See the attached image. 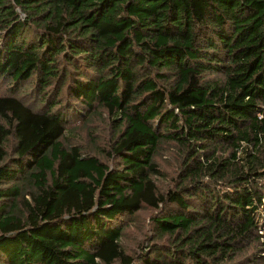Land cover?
I'll return each mask as SVG.
<instances>
[{"label":"trees","instance_id":"trees-1","mask_svg":"<svg viewBox=\"0 0 264 264\" xmlns=\"http://www.w3.org/2000/svg\"><path fill=\"white\" fill-rule=\"evenodd\" d=\"M263 214L264 0H0V264H264Z\"/></svg>","mask_w":264,"mask_h":264},{"label":"rangeland","instance_id":"rangeland-1","mask_svg":"<svg viewBox=\"0 0 264 264\" xmlns=\"http://www.w3.org/2000/svg\"><path fill=\"white\" fill-rule=\"evenodd\" d=\"M103 117L104 118L100 117L101 119L93 120V124L89 126L90 130L87 129V125H84L81 120L73 122L70 127L74 128L67 132L66 141L71 145H81L84 148H90L92 150H96L94 145L105 147L112 131L111 124H109L105 116ZM6 147L8 150H11L12 140L8 141ZM170 149V144L163 145L155 157L159 168L164 174L166 173L167 178L173 177L177 169L176 159ZM156 181L161 191H164L169 185L168 181H165V177ZM152 214H154V210L147 206H143L134 214L129 225L125 227L121 237V246L126 253L135 256L140 250L141 245H146V243L153 238L150 226V216ZM262 240H264V238Z\"/></svg>","mask_w":264,"mask_h":264},{"label":"built area","instance_id":"built-area-1","mask_svg":"<svg viewBox=\"0 0 264 264\" xmlns=\"http://www.w3.org/2000/svg\"><path fill=\"white\" fill-rule=\"evenodd\" d=\"M262 232V231H261Z\"/></svg>","mask_w":264,"mask_h":264}]
</instances>
